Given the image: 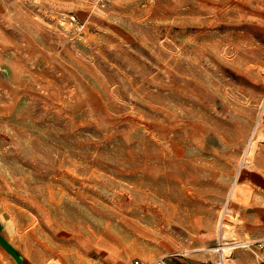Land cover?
Masks as SVG:
<instances>
[{
	"label": "rangeland",
	"instance_id": "obj_1",
	"mask_svg": "<svg viewBox=\"0 0 264 264\" xmlns=\"http://www.w3.org/2000/svg\"><path fill=\"white\" fill-rule=\"evenodd\" d=\"M259 159L264 0H0V264L254 241Z\"/></svg>",
	"mask_w": 264,
	"mask_h": 264
},
{
	"label": "crops",
	"instance_id": "obj_2",
	"mask_svg": "<svg viewBox=\"0 0 264 264\" xmlns=\"http://www.w3.org/2000/svg\"><path fill=\"white\" fill-rule=\"evenodd\" d=\"M258 163L264 165L262 159H259ZM262 171L264 172V169ZM239 215L241 222L238 227V236L244 239L251 237L254 241L264 240V189L255 192L248 205L239 207ZM212 257L210 251L206 250L187 256H176L169 259L168 264H203ZM230 258V264H262L264 262V247H237L233 250Z\"/></svg>",
	"mask_w": 264,
	"mask_h": 264
},
{
	"label": "built area",
	"instance_id": "obj_3",
	"mask_svg": "<svg viewBox=\"0 0 264 264\" xmlns=\"http://www.w3.org/2000/svg\"><path fill=\"white\" fill-rule=\"evenodd\" d=\"M229 213H228V205L223 204L222 208L220 209L219 218H218V224H217V238L216 242L213 246L209 247V251L212 254V258L206 260L203 264H229V258L231 256V252H227L229 249L234 250L237 247H251L256 246L258 248L264 247V240H258V241H248L245 243H238V242H229L227 239V236L224 235V228H226L228 220ZM223 231V232H222ZM133 264H165L163 260H156L151 263H145L139 259H136L133 261ZM264 264V262H262Z\"/></svg>",
	"mask_w": 264,
	"mask_h": 264
},
{
	"label": "bare ground",
	"instance_id": "obj_4",
	"mask_svg": "<svg viewBox=\"0 0 264 264\" xmlns=\"http://www.w3.org/2000/svg\"><path fill=\"white\" fill-rule=\"evenodd\" d=\"M253 144H254V143H253ZM253 144H252V145H253ZM252 145H251V146H252ZM252 153H253V152H252ZM251 155H252V154H251ZM246 156H247V155H246ZM249 163H250V162H249ZM239 172H240V170H239ZM239 172H238V174H239ZM233 190L236 191L237 189L235 188V189H233ZM233 193H234V191H233ZM235 194H237V193H235Z\"/></svg>",
	"mask_w": 264,
	"mask_h": 264
}]
</instances>
